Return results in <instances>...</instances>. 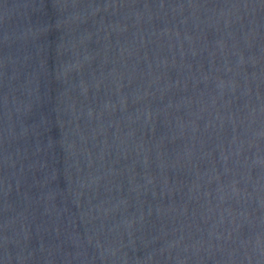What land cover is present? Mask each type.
<instances>
[{"label":"water","instance_id":"water-1","mask_svg":"<svg viewBox=\"0 0 264 264\" xmlns=\"http://www.w3.org/2000/svg\"><path fill=\"white\" fill-rule=\"evenodd\" d=\"M0 264H264V0H0Z\"/></svg>","mask_w":264,"mask_h":264}]
</instances>
